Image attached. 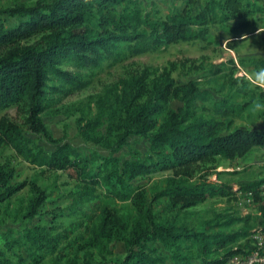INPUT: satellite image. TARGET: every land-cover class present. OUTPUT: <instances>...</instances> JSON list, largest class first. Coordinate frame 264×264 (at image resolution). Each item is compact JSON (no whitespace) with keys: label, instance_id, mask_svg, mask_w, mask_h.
I'll return each mask as SVG.
<instances>
[{"label":"trees","instance_id":"16d2710c","mask_svg":"<svg viewBox=\"0 0 264 264\" xmlns=\"http://www.w3.org/2000/svg\"><path fill=\"white\" fill-rule=\"evenodd\" d=\"M182 1V9L164 17L147 11L145 0H89L88 4L84 0H37L0 8V112L16 107L25 120L23 128L0 116V145L13 149L40 171H59L70 178L76 186L71 208L102 199L92 232L76 244L81 262L73 257L69 264H222L241 251V240L264 231V199L259 192L264 178L238 187L242 195L250 193L257 217L218 214L198 228L177 221L172 212L234 192L228 183L219 181L221 172L215 171L217 181L191 180L177 175L181 169L216 158H244L253 149L264 148V129L231 127V121L224 125L215 117L203 118L195 113L194 103L212 100L216 113L226 116L241 114L252 99L238 101L226 94L216 102L198 81L178 83L169 69H163L152 77L144 73L121 82L122 93L107 114L106 132L95 137L106 155L84 153L70 142L54 139L44 123L43 114L57 98L85 86L82 74L73 68L95 70L123 54L206 40L212 24L264 12V1L258 5L251 0H206L197 8L191 6L192 0ZM9 19L13 21L8 23ZM172 100L181 105L172 106ZM81 120L77 119L78 124ZM100 125V120H89L78 129L90 139ZM27 133L43 136L49 146L35 142ZM132 136L144 138L147 150L132 158L117 156ZM160 171L172 174L149 189L137 182ZM16 175L13 166L0 162V208L8 213L12 197L28 184L31 195L26 205L13 211L19 219H32L46 195L36 179L16 183ZM163 198L166 206L159 215L152 203ZM112 202L124 207L112 206ZM237 223L240 227L233 230ZM44 229L35 225L0 232V264L27 262L14 253L22 247L30 264L40 263L50 254L42 252L51 249L52 243ZM115 242L123 244L121 257L109 253ZM155 243L165 253L152 247Z\"/></svg>","mask_w":264,"mask_h":264},{"label":"rangeland","instance_id":"374dc122","mask_svg":"<svg viewBox=\"0 0 264 264\" xmlns=\"http://www.w3.org/2000/svg\"><path fill=\"white\" fill-rule=\"evenodd\" d=\"M35 1L37 0H0V8L16 3L30 5ZM205 1L192 0L191 6L202 7ZM251 1L263 5L264 0ZM184 6L182 0H145L146 10L160 17ZM12 21L13 19H9L8 23ZM244 21H248V24L242 25ZM263 62L264 12L259 11L243 18L210 25L206 40L181 41L140 54H123L116 62H106L95 70L79 71L73 68V72L82 74L85 86L57 98L43 114L44 123L54 139L70 142L84 153L96 151L106 155L107 150L97 144L95 137L99 132H106L107 114L110 108L115 106L116 96L122 93L121 82L144 73L152 77L163 69H169L171 76L178 83H184L189 79L198 81L199 86L213 93L216 102L226 94L235 96L238 101L252 99L248 103V109L241 114L226 116L216 113L212 100H199L194 103L197 115L203 118L215 117L224 122V125L231 121V127L264 129V87L254 80V74L264 69ZM66 69L71 70V67L67 66ZM230 82L233 83L231 89ZM243 86H245L244 90ZM170 104L174 107L181 105L177 100H172ZM2 115L25 127L24 113L21 109L8 108L0 112V116ZM79 118L82 119L79 124H85L89 120L101 121L95 133L90 134V139L81 135L77 122ZM27 134L35 142L45 147L49 146L43 136ZM146 150L145 139L141 136H132L116 155L121 158H132ZM0 162L9 163L15 168L17 175L14 182L29 183L30 180L36 179L46 195L38 215L32 219H19L18 216H14L13 210L18 209L20 205H26L31 195L29 185L26 184L12 197L8 213L0 208V232L9 229L12 230L11 232H16L23 227L35 225L43 227L45 235L51 238L52 243L51 249L42 252L50 254H45L38 264H69L73 257H78L80 263L82 252H78L76 244L78 245L82 237L87 238L92 232L102 199L87 202L80 209H73L70 205L76 186L64 173L40 171L41 169L24 161L13 149L2 145H0ZM215 171L221 172L219 181L228 183L234 191L233 194L207 198L181 209L175 208L172 212L177 221L200 228L218 214L244 216L246 215L244 211L248 210L253 217L256 216L258 213L256 206L246 202V199L238 193V187L242 183L264 178V148H255L246 157L232 161L216 158L198 162L181 169L177 175L187 176L191 180L206 178L217 181ZM207 173L213 174L206 176ZM171 174L172 171H160L139 178L137 182L149 189L154 184H160ZM110 205L117 208L124 207L121 202H112ZM165 206L164 198L152 203L154 212L159 215L164 212ZM254 219L258 223L259 219ZM240 225L237 223L232 229L235 230ZM249 243V238L239 242L241 247ZM153 246L165 253L158 243ZM109 249L111 251L109 253H113L114 257H121L124 254L121 242L110 244ZM14 253L22 255L25 259L23 262L27 261L24 264H30L23 247L15 248ZM13 258L15 261L16 256Z\"/></svg>","mask_w":264,"mask_h":264},{"label":"built area","instance_id":"2783aa9c","mask_svg":"<svg viewBox=\"0 0 264 264\" xmlns=\"http://www.w3.org/2000/svg\"><path fill=\"white\" fill-rule=\"evenodd\" d=\"M259 192L264 199V183L260 185ZM238 193L246 199L249 205H256L249 192H246L245 195H242L240 191H238ZM244 212V214L249 213L248 210ZM248 238L250 243L242 247L241 251L230 256L222 264H264V231H255L251 233ZM236 248L237 247L234 246V249Z\"/></svg>","mask_w":264,"mask_h":264},{"label":"clouds","instance_id":"9594fccd","mask_svg":"<svg viewBox=\"0 0 264 264\" xmlns=\"http://www.w3.org/2000/svg\"><path fill=\"white\" fill-rule=\"evenodd\" d=\"M84 3L85 4H88L89 3V0H84ZM254 80L260 86L264 87V69H261V70H259L258 72H256L254 74Z\"/></svg>","mask_w":264,"mask_h":264}]
</instances>
